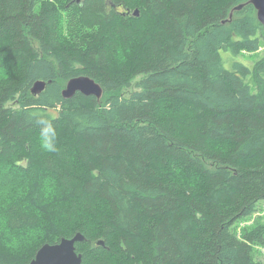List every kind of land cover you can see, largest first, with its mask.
I'll return each instance as SVG.
<instances>
[{
    "label": "trees",
    "instance_id": "obj_1",
    "mask_svg": "<svg viewBox=\"0 0 264 264\" xmlns=\"http://www.w3.org/2000/svg\"><path fill=\"white\" fill-rule=\"evenodd\" d=\"M250 1L0 0V165L28 182L0 210V264L77 233L82 264H263L264 55L240 59L264 48ZM80 75L101 99L63 97ZM42 118L54 155L38 150Z\"/></svg>",
    "mask_w": 264,
    "mask_h": 264
},
{
    "label": "water",
    "instance_id": "obj_2",
    "mask_svg": "<svg viewBox=\"0 0 264 264\" xmlns=\"http://www.w3.org/2000/svg\"><path fill=\"white\" fill-rule=\"evenodd\" d=\"M257 9V16L264 28V0L250 1ZM240 5L238 9H241ZM139 15L138 10L135 11ZM47 82L44 80L37 81L32 87V94L39 95L46 88ZM77 92L87 96H95L101 99L104 95L103 86L94 78L88 75H80L71 78L65 88L62 90L63 97L72 98ZM85 240L82 233H77L73 238H63L60 242L54 244H44L36 253L35 257L29 264H82L83 255L77 251V243ZM103 245L104 241H99Z\"/></svg>",
    "mask_w": 264,
    "mask_h": 264
},
{
    "label": "rangeland",
    "instance_id": "obj_3",
    "mask_svg": "<svg viewBox=\"0 0 264 264\" xmlns=\"http://www.w3.org/2000/svg\"><path fill=\"white\" fill-rule=\"evenodd\" d=\"M226 54L230 55V53L223 52L222 54L225 60V65L228 68H232V63L226 61V58H225ZM263 55H264V48L256 52H248V51L243 52L240 55V59L245 61L246 64L253 66L255 61L259 60L261 57H263ZM27 183L28 182H27V178H25V175L21 173H17L16 170L12 167V165H5V164L0 165V210L4 208V206L9 201H12L14 199H24V197H26L25 194H27V188H26V185H28ZM45 188L49 196V190L51 189L48 187H45ZM49 197H51V195ZM0 219H2V217H0ZM252 221H253V218L248 222L242 223L241 227L248 225ZM29 231L30 229L25 230L24 232L28 233ZM6 232H9V231L6 230ZM16 235H21V234H16ZM26 235H23L22 237H19V238H16L14 236L6 237L5 238L6 247H8L12 251H16L20 248H23L25 244L22 239L27 238ZM40 236L41 235L39 232L38 233L35 232L34 234H32L30 239L31 241H33L34 239ZM260 253H261V258L264 264V247H260Z\"/></svg>",
    "mask_w": 264,
    "mask_h": 264
},
{
    "label": "clouds",
    "instance_id": "obj_4",
    "mask_svg": "<svg viewBox=\"0 0 264 264\" xmlns=\"http://www.w3.org/2000/svg\"><path fill=\"white\" fill-rule=\"evenodd\" d=\"M39 131L37 136L38 150L44 155H54L59 151L58 132L49 118L39 120Z\"/></svg>",
    "mask_w": 264,
    "mask_h": 264
}]
</instances>
